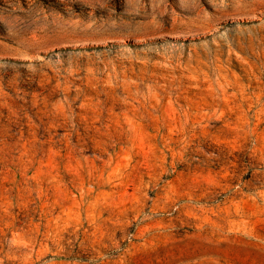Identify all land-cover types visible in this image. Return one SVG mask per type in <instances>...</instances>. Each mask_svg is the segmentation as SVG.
<instances>
[{"label":"rangeland","instance_id":"1","mask_svg":"<svg viewBox=\"0 0 264 264\" xmlns=\"http://www.w3.org/2000/svg\"><path fill=\"white\" fill-rule=\"evenodd\" d=\"M0 264H264V0H0Z\"/></svg>","mask_w":264,"mask_h":264}]
</instances>
